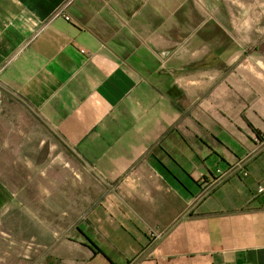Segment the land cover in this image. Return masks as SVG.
<instances>
[{"label": "crops", "instance_id": "crops-1", "mask_svg": "<svg viewBox=\"0 0 264 264\" xmlns=\"http://www.w3.org/2000/svg\"><path fill=\"white\" fill-rule=\"evenodd\" d=\"M257 13L264 0H0V253L264 264V83L227 68Z\"/></svg>", "mask_w": 264, "mask_h": 264}, {"label": "rangeland", "instance_id": "rangeland-1", "mask_svg": "<svg viewBox=\"0 0 264 264\" xmlns=\"http://www.w3.org/2000/svg\"><path fill=\"white\" fill-rule=\"evenodd\" d=\"M261 13H257V17H259L258 27L256 28V32L258 30V34L256 33V38L254 42H246L240 44V57L231 62V64L227 68H240V76L241 85H260L264 83V76H254L252 72H250V68H255L259 73V70L264 69V23L262 22V18L260 17ZM225 79H229L230 76H224ZM258 93H260L258 91ZM12 255V253H11ZM24 251H17V258H13L9 255L8 252L0 253V264H31L37 257L42 255L41 252H32L27 255V258L24 256ZM16 259V261L14 260ZM35 262V261H34Z\"/></svg>", "mask_w": 264, "mask_h": 264}, {"label": "built area", "instance_id": "built-area-1", "mask_svg": "<svg viewBox=\"0 0 264 264\" xmlns=\"http://www.w3.org/2000/svg\"><path fill=\"white\" fill-rule=\"evenodd\" d=\"M243 174H244V175H246V174H247V172H245V171H244V172H243ZM259 190H260V191H262V189H259Z\"/></svg>", "mask_w": 264, "mask_h": 264}]
</instances>
